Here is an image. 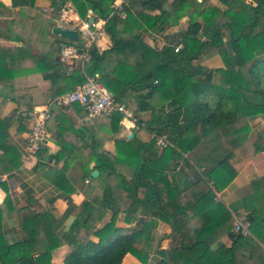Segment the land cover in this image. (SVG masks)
<instances>
[{"label":"trees","instance_id":"1","mask_svg":"<svg viewBox=\"0 0 264 264\" xmlns=\"http://www.w3.org/2000/svg\"><path fill=\"white\" fill-rule=\"evenodd\" d=\"M114 1L51 0L52 18L35 16L29 23H15L13 18L4 23V18L35 0H9L7 7L0 1V36L19 44L0 45V101L14 95L31 106L36 98L53 99L82 84L85 73L97 77L118 101H133L137 111L151 112L150 120L131 139L115 140L114 153L106 151L104 140L89 129L83 141L94 165L80 169L81 179L90 182L87 199L70 203L55 221L24 208L18 214L25 235L21 244L5 242L0 222V264H50L51 252L63 244L71 249L64 264H123L127 254L144 264L151 254L153 264H256L255 256L264 264V248L251 236L264 245L258 234V227H264V176L251 182V194L229 207L215 202V192L228 185L255 154L264 152L262 132L254 143L247 139L248 118L264 120V0H219L218 7L205 0H125V17H110L105 32L113 40L130 35L134 47L113 43L100 50L94 43L83 68L69 71L58 55L61 42H73L50 33L64 3L70 2L81 18L91 10L97 19L109 15ZM218 16L225 18L220 26L215 23ZM182 19L187 27L174 34L173 42L159 50L143 42V33L162 36ZM33 35L39 42L45 40L44 52L33 44ZM177 45L181 48L175 52ZM209 48L218 51L223 67L194 66ZM63 109L77 112L80 118L85 115L79 103ZM63 109H55L51 116ZM103 117L118 130L120 114ZM21 118L15 111L0 118V145L11 142L7 128ZM162 133L169 134L173 146L162 148L156 143L155 136ZM37 156L40 161L52 158L46 149ZM0 162V175L20 164L4 154ZM94 170L96 177L91 175ZM241 209L247 214V235L233 230L232 212ZM97 210L100 220L106 213L120 212L128 222L140 220V224L125 233L106 221L93 233L97 241L81 247L70 232L63 237L40 233L47 227L55 230L69 217L94 219ZM158 222L170 228L175 242L169 248H161L154 236ZM225 235L231 237V246L214 250ZM42 241L45 246H38Z\"/></svg>","mask_w":264,"mask_h":264},{"label":"crops","instance_id":"2","mask_svg":"<svg viewBox=\"0 0 264 264\" xmlns=\"http://www.w3.org/2000/svg\"><path fill=\"white\" fill-rule=\"evenodd\" d=\"M1 3L7 7L9 0H1ZM49 7H51V0H35L33 5L23 7L21 12L18 8L13 9V15L10 18H4V23H7L12 18L15 23H29L31 18L35 16L41 20H48L53 16V14L47 11ZM16 12L22 13V16L17 18ZM151 13L156 14L157 12ZM185 22L186 20L182 19L177 26L167 27L162 36L143 33L141 38L148 46L159 50L163 45L176 39L175 33L186 29L187 24ZM23 32L29 33L30 29L26 28ZM33 36L37 38L36 35ZM113 43L128 46L129 48H133L135 45L133 37L130 35H124L114 40L105 35L97 44L100 50H106ZM0 45L12 47L19 44L0 36ZM34 45L36 48L38 47L37 44ZM199 63L201 66L208 68L223 67V61L214 48L205 50ZM47 100L49 98H36L31 106H27L23 98L10 95L0 101V118L7 116L19 108L43 104ZM129 104L134 106L135 118L138 121L147 122L150 120V111L139 112L133 101ZM255 117L251 118L248 124L251 130V135L248 136L249 143L256 142L259 133L262 132L264 135V120L260 117ZM120 122L121 120L119 121L118 130L114 131L116 126L112 125L111 120L107 117H97L87 123L84 121V116L80 118L77 112H66L64 109L60 112L57 111L48 121V136L43 146V149L48 151V155L52 156L51 160L53 162L51 160L40 161L38 156L29 157L25 160L22 159L26 135L29 132V124L23 118L20 119V122L12 121L9 124L6 133H8L11 142L9 143V140H6L5 143L0 145V156L4 154L8 160H14L20 164L13 172L0 175V222L3 238L8 245L21 244L25 240V235L21 232L18 224V214L24 208L29 207L36 214H47L51 221H55L62 215L70 203L78 205L87 199L86 192L88 191L90 182L87 178L81 179L80 169L93 167L94 160L87 156L90 149L83 140L89 137V129L93 130L97 137L104 140V149L114 153L116 151V139L128 138L131 132L135 133L133 129L127 130ZM252 134L256 135V137L252 138ZM1 166L0 162V169ZM170 176H173V174H169ZM263 176L264 152H258L239 170L228 185L222 187L220 191L215 192V202L229 207V205L251 194V182ZM188 177V179L191 178V176ZM99 211L94 212V219L84 221L80 218L69 217L55 230L47 227L46 229H41L40 233L43 234L45 231H50L54 237H63L70 232V238L74 240L77 246L81 247L90 240L97 241L93 233L106 221H110L116 227L122 228L125 233H130L139 226L138 222L140 223V220L128 222L125 215L120 212L106 213L100 220L98 217ZM246 215L244 209L232 212V216ZM71 224L73 225V230H70ZM156 230L165 235L157 234ZM169 234V226L166 223L158 222L154 229V236L160 243L167 241V239L169 240L165 245H161L163 249L167 248L170 244L172 246L175 242ZM258 234L264 238V227H258ZM251 236L264 248L259 238ZM45 243L42 241L37 243V245L45 246ZM231 244V237L225 235L214 246V250L219 249L221 246L228 248ZM70 251L71 249L67 244L59 246L51 252L50 264H64V259ZM254 260L256 264L262 262V258L258 256H255ZM154 262L155 255L151 254L148 262L145 264H153ZM122 263L144 264L132 254H127Z\"/></svg>","mask_w":264,"mask_h":264},{"label":"built area","instance_id":"3","mask_svg":"<svg viewBox=\"0 0 264 264\" xmlns=\"http://www.w3.org/2000/svg\"><path fill=\"white\" fill-rule=\"evenodd\" d=\"M125 0H116L112 5V11L106 18H97L93 16L91 10H87L85 18H81L72 4L63 5L59 11L57 20L68 24L63 28L75 29L77 31V40L69 41L73 43H60L59 58L70 66L69 71L77 67L75 63L83 68L88 62V50L94 43L106 35L105 25L107 20L113 15L125 17L122 13V5ZM53 13V7L47 9ZM64 40V39H63ZM181 48V45L175 47V52ZM85 81L78 85L72 91L63 93L53 99H49L43 104L32 107H22L15 112L29 124V132L26 135V141L23 148L22 159L37 156L38 152L43 149L45 139L48 136L47 123L55 109H63L70 104L79 103L85 111L84 121L90 122L96 117L121 115V125L127 129L138 130L144 125L138 123L135 113L126 103L118 101L115 96L104 87L95 76L84 73ZM156 137V143L165 148L173 146L170 142L168 133H162ZM53 162V160H51ZM233 230L243 235L249 234V223L245 216H232Z\"/></svg>","mask_w":264,"mask_h":264},{"label":"rangeland","instance_id":"4","mask_svg":"<svg viewBox=\"0 0 264 264\" xmlns=\"http://www.w3.org/2000/svg\"><path fill=\"white\" fill-rule=\"evenodd\" d=\"M1 1V0H0ZM170 1V0H169ZM250 0H246V2H249ZM200 2V0H197V3H199ZM205 2H206V4L207 5H209V6H214V7H218V6H220L221 4H220V2H219V0H205ZM68 5V4H70V2H66V3H64V6L65 5ZM155 12V11H154ZM51 14H54V12L53 13H51ZM16 17L17 18H19L20 16H22V13H17L16 12ZM223 22H225V18H223L222 16H218L217 18H216V21H215V23H216V25L217 26H220V25H222L223 24ZM55 23L56 24H59V25H61V26H64V27H68V24H66V23H64V22H59L58 20H57V18H56V21H55ZM185 24H186V22H185ZM18 30V27L16 26V29L14 30V31H17ZM26 34V33H25ZM36 37V36H35ZM34 40H37V41H34L33 43L34 44H37L38 45V47H37V49H38V51H41V52H44V47H45V45H44V43H45V40L44 39H42L40 42H39V37L38 38H34ZM49 41H51V39L49 40ZM216 50V49H215ZM216 52H217V54H218V51L216 50ZM219 55V54H218ZM200 60V59H199ZM199 60H197V61H194L193 62V64H194V66H200V63H199ZM67 64V63H66ZM75 65H77L78 66V64L77 63H75ZM76 67V66H75ZM202 76H199L198 78H201ZM127 105L129 106V108L130 109H132L133 111H134V106L133 105H131V104H129V103H127ZM255 116H253V117H249L248 118V121H247V123L249 124V120L251 119V118H254ZM257 117H259V116H257ZM256 118V117H255ZM128 130V129H127ZM251 130L249 129V131H248V135H247V139H248V136L249 135H251ZM256 137V135H254V134H252V138H255ZM227 147H229L228 145H227ZM186 155H187V157L188 158H190V153L189 154H187L186 153ZM140 223L138 222V225H139ZM156 233L157 234H160V235H162V236H164L161 232H159L158 230H156ZM167 241H169L168 239H167ZM167 241H162V243H160V246L161 245H165L166 244V242ZM169 244V243H168ZM171 245V244H170ZM170 245H168V247L167 248H169L170 247Z\"/></svg>","mask_w":264,"mask_h":264},{"label":"water","instance_id":"5","mask_svg":"<svg viewBox=\"0 0 264 264\" xmlns=\"http://www.w3.org/2000/svg\"><path fill=\"white\" fill-rule=\"evenodd\" d=\"M51 34L59 39H64L69 41L77 40V31L75 29L63 28L57 24L51 28ZM133 135L134 133L131 132L128 135V139H131ZM91 175L92 177H96L98 175V171L94 170Z\"/></svg>","mask_w":264,"mask_h":264}]
</instances>
